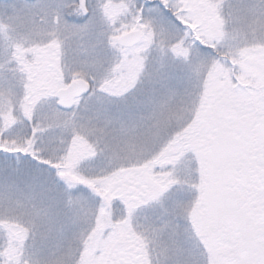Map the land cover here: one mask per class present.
<instances>
[{"label":"snow or ice","instance_id":"obj_1","mask_svg":"<svg viewBox=\"0 0 264 264\" xmlns=\"http://www.w3.org/2000/svg\"><path fill=\"white\" fill-rule=\"evenodd\" d=\"M0 264H264V0H0Z\"/></svg>","mask_w":264,"mask_h":264}]
</instances>
